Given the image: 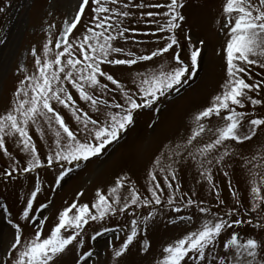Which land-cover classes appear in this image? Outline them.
Instances as JSON below:
<instances>
[{
	"label": "snow or ice",
	"instance_id": "6c2138e0",
	"mask_svg": "<svg viewBox=\"0 0 264 264\" xmlns=\"http://www.w3.org/2000/svg\"><path fill=\"white\" fill-rule=\"evenodd\" d=\"M183 7V0H167L166 3L151 0H80L74 16L63 21L54 40L51 30L56 25L49 24L43 56L37 55L35 48L32 49L36 72L24 76L20 87L15 90L11 107L0 114V153L9 160H15L12 171L28 173L57 161L79 167L81 162L99 158L108 147L121 139L122 133L134 125L138 111L154 107L161 97L171 91H179V86L186 84L190 74L195 71L201 54L200 49L191 42L190 63L176 54L173 56L174 66L161 63L154 69L137 71L131 76V86L106 71L105 66L131 68L139 62L167 54L178 44L176 30L181 27L179 22L186 19L181 12ZM163 9L166 11H155ZM4 11L0 7V13ZM220 16L222 19L218 23L225 36L221 51L226 64V79L220 92L212 97L210 105L194 114L190 134L185 141L166 145L154 158L147 174L151 185L147 191L151 196L142 197L135 185L127 177L121 176L107 194L97 190L96 200L90 206L73 202L60 211L57 222L44 235L48 217L38 219L33 215L34 211H39L34 209V200L41 191L37 181L20 214V219L33 231L25 235L18 222L13 223L11 218L8 219L14 236L3 264H56L70 246L84 247L82 234L89 221H102L106 216L126 214V209L133 206L146 208L160 205L162 200L158 192L162 193L164 188L158 182L157 173L163 176L164 186L172 189L167 201L171 206L175 193L181 191L179 172L183 167H193L200 177L197 182H206L210 192L223 204L219 186L214 180L215 172L229 177V169L235 171L239 166L245 170L244 166L250 165L246 171L251 204L246 212L255 213L264 220V155L248 158L237 150L238 146L252 141L258 132L264 131V113L250 117L245 110L247 103L253 106L264 104V95L259 98L251 95L254 92L264 93V82H248L252 79L253 67L264 69V0H222ZM133 20L156 25L155 32L146 35H171L161 37L163 46L149 54L125 50L120 46V41H129L132 39L129 33L137 32L136 28L129 26ZM5 39L0 38V43H4ZM53 42L57 49L54 53L49 47ZM78 101L84 102L87 108H81ZM60 108L70 114L76 124L75 129L66 122ZM33 131L41 140L51 139L48 154L43 160ZM205 134H210L209 140L198 147L197 143ZM9 141L15 143L18 153L27 157L26 166L20 163L19 157H13L7 147ZM72 170V167L61 168L52 182L53 191L62 186ZM5 175H11V172H5ZM172 181L176 182L175 186ZM229 188L239 205L241 200L237 198V190L232 187L231 181ZM122 189L127 195H122ZM80 195L82 193H78ZM193 203L192 199L186 201L188 206ZM47 207L46 204L40 205L41 209ZM0 209L10 216L6 206L0 205ZM173 210L179 212L180 208ZM209 211L208 208L199 207L201 214ZM233 214L238 215L239 209L234 207L225 216ZM152 218L153 213L149 212L142 221L131 220L126 239L118 249H114L115 257L124 255L137 238L138 225L143 222L147 226ZM180 219L184 220L185 217L181 216ZM187 219L192 220V217ZM30 221L36 223L29 224ZM244 222L218 215L206 218L195 231H189L182 238L164 246L156 264H264V239H241L233 231L229 238L220 241L226 229L238 227ZM247 223L251 224L252 221ZM256 227L264 230V223L256 224ZM104 231L111 230L105 228ZM100 235L101 232L96 231L91 239L95 240ZM142 249H148L147 243L142 245ZM92 255L91 251H83L76 264H89Z\"/></svg>",
	"mask_w": 264,
	"mask_h": 264
},
{
	"label": "rangeland",
	"instance_id": "374dc122",
	"mask_svg": "<svg viewBox=\"0 0 264 264\" xmlns=\"http://www.w3.org/2000/svg\"><path fill=\"white\" fill-rule=\"evenodd\" d=\"M79 2L80 0H0V7L5 9L0 13V38L6 37L4 43H0V114H4L11 107L15 90L20 87V81L24 76L36 72L32 49L35 48L37 55L43 56V44L48 39L49 24L56 25L51 30L54 40L59 35L63 21L74 16ZM151 2L166 3L167 0H151ZM183 2L184 7L181 12L186 19L179 22L181 27L176 30L178 44L173 49L162 57L139 62L131 68L108 65L105 66V70L131 86V76L137 71L151 70L161 63L174 66L173 56L176 54L190 63L188 57L191 42L200 49L201 53L195 71L190 74L186 84L179 86V91H171L161 97L154 107L138 111L134 117V125L122 133L121 139L108 147L99 158L81 162L79 167L57 161L53 165L45 164L43 168L24 173L19 170L12 171L15 160H9L0 153V205L6 206L10 213L9 216L0 209V264H3L14 236V229L8 224V219L11 218L13 223L18 222L25 235L33 231L32 227L20 219V214L26 205V200L35 190L37 181L41 191L34 200V209L39 211H34L33 215L38 219L48 217L44 235H47L57 222L60 211L73 202L90 206L96 200L97 190L107 194L108 189L121 176L127 177L142 197L151 196L147 191L151 186L147 174L152 168L154 158L166 145L185 141L190 134L194 114L210 105L212 97L220 92L226 79V64L221 51L225 44V36L218 23L222 19L220 16L222 0H183ZM148 10L150 9H144V11ZM155 11H166V9ZM138 15L139 11H137ZM87 19L86 16L85 20ZM158 19L164 18L158 17ZM129 26L136 28L137 32L129 33L132 39L127 42L120 41V46L137 54H149L157 47H162L164 40L160 38L171 35V33L146 35L145 33L155 32V24L136 23L133 20ZM49 47L53 53L57 51L54 42ZM257 80L264 82V69L253 67L252 79L248 82L253 83ZM251 95L253 98H259L264 93L254 92ZM73 96L76 97L74 91ZM78 103L81 108H87L84 102L78 101ZM59 110L66 122L75 129L76 124L70 114L63 108ZM245 110L250 117L258 116L264 113V104L253 106L247 103ZM32 135L43 160L48 154V144L51 143V139L49 137L47 141L41 140L34 131ZM209 135L205 134L197 146L207 142ZM7 147L13 157H19L20 163L26 166L27 157L18 153L15 143L9 141ZM237 150L248 158L253 155L257 158L264 155V131L258 132L252 141H246L238 146ZM65 167H72L73 170L63 180L62 186L53 191L54 177L61 168ZM248 167L251 166L245 165V170H241L239 166L235 171L229 169L231 173L229 177L215 172L214 180L219 186L223 204L214 193L210 192L206 182H197L200 177L193 167H183L179 172L181 191L175 193L174 203L169 206L167 201L172 189L164 186L163 176L157 173L158 182L164 188L162 193L158 192L162 200L160 205H150L146 208L133 206L126 209V214L106 216L102 221H89L82 234L85 240L84 247L70 246L56 264H76L83 251L93 253L89 264H156L164 246L182 238L189 231H195L204 219H211L213 215L245 221L238 227L226 229L220 237L221 242L229 238L233 231H236L241 239L255 238L258 241L264 239V230L256 227V224L264 223V220L255 213L246 212L251 204L249 177L246 171ZM5 172H11V175H5ZM229 181L237 190V198L241 200L239 205L230 193ZM172 183L175 186L176 182L172 181ZM121 192L122 195H127L124 189ZM78 193L82 195L78 196ZM188 199L194 201L190 206L186 204ZM41 204H46L48 207L41 209ZM177 207L180 208L179 212L173 210ZM199 207L208 208L210 211L201 214ZM234 207L239 209V214L225 216V213ZM149 212L153 213V218L148 221L147 226L141 222L138 225V236L129 249L121 257H115L114 249H118L126 239V235L130 232L131 220L142 221L143 216ZM181 216L185 219L181 220ZM189 216L192 220L187 219ZM249 220L252 221L251 224L247 223ZM28 223L34 224L36 221ZM105 228L111 231L105 232ZM96 231L101 232V235L92 240L91 237ZM145 243L148 245L146 251L142 249ZM217 247L219 248V244Z\"/></svg>",
	"mask_w": 264,
	"mask_h": 264
}]
</instances>
